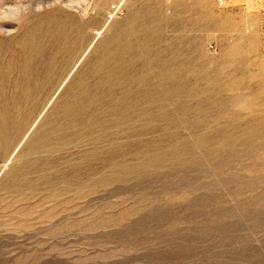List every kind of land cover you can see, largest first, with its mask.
I'll return each instance as SVG.
<instances>
[{"label":"rangeland","instance_id":"1","mask_svg":"<svg viewBox=\"0 0 264 264\" xmlns=\"http://www.w3.org/2000/svg\"><path fill=\"white\" fill-rule=\"evenodd\" d=\"M0 8V264H264V0Z\"/></svg>","mask_w":264,"mask_h":264},{"label":"bare ground","instance_id":"2","mask_svg":"<svg viewBox=\"0 0 264 264\" xmlns=\"http://www.w3.org/2000/svg\"><path fill=\"white\" fill-rule=\"evenodd\" d=\"M18 1H19V0H18ZM12 4H13V3H12ZM15 4H16V2H15ZM16 5H17V4H16ZM3 6H4V5H3ZM7 6H8V4H7ZM9 7H10V6H9ZM2 8H3V7H2ZM11 8H12V7H11ZM17 8H19V7H17ZM6 9H7V8H6ZM19 9H20V8H19ZM19 9H17V10H19ZM0 10H1V8H0ZM2 10H3V9H2ZM11 10H13V9H11ZM6 11H7V10H6ZM8 11H9V8H8ZM8 11H7V13H8ZM21 11H22V10H21ZM21 11H20V12H21ZM11 12H12V11H11ZM13 12H15V11H13ZM15 13H16V12H15ZM0 14H1V13H0ZM13 14H14V13H13ZM16 14H17V13H16ZM23 14H24V13H23ZM8 15H10V14H8ZM10 16H11V15H10ZM15 16H16V15H14V17H15ZM3 17H4V16H2V19H1V17H0V21H4L5 17H7V16H5L4 18H3ZM56 18H57V17H56ZM6 24H7V23H6ZM51 24H52V23H51ZM128 24H129V23H128ZM66 25H67V24H66ZM1 28H2V27H1ZM56 28H57V27H56ZM76 28H77V27H76ZM56 30H57V29H56ZM135 30H136V29H135ZM38 31L40 32V30H38ZM81 31H82V30H81ZM33 32H34V30H33ZM60 32H61V31H60ZM63 32H64V31H63ZM37 33H38V32H37ZM31 35H33V34H31ZM34 35H36V34H34ZM36 36H37V35H36ZM33 37H34V36H33ZM20 40H21V39H20ZM2 41H3V40H2ZM24 42H25V41H24ZM51 42H52V41H51ZM1 43H2V42H1ZM4 43H5V42H4ZM62 43H63V42H62ZM24 44H25V43H24ZM35 44H36V43H35ZM36 46H38V45H36ZM40 47H41V46H40ZM45 47H46V46H45ZM58 47H59V46H58ZM30 48H31V47H30ZM49 48H50V47H49ZM68 48H69V47H68ZM1 49H2V48H1ZM63 49H64V48H63ZM8 50H9V49H8ZM8 50H7V52H9ZM56 50H57V49H56ZM13 51H14V50H13ZM40 51H41V50H40ZM42 51H43V50H42ZM3 53H4V52H3ZM20 53H21V52H20ZM45 53H46V52H45ZM72 53H73V52H72ZM0 54H1V53H0ZM24 54H25V53H24ZM5 55H6V54H5ZM29 55H31V54H29ZM43 55H44V54H43ZM54 55H56V54H54ZM11 56H12V55H11ZM15 56H16V55H15ZM5 57H6V56H5ZM7 57H8V55H7ZM7 57H6V58H7ZM25 57H26V56H25ZM25 57H24V58H25ZM28 57L30 58V56H28ZM31 57H32V56H31ZM39 57H40V56H39ZM52 57H53V56H52ZM6 58H4V59H6ZM15 58H16V57H15ZM34 58H35V57H34ZM40 58H41V57H40ZM4 59H3V60H4ZM22 59H23V58H22ZM36 59H38L37 56H36ZM36 59H35V60H36ZM0 60H1V61H0V71H1V72H2V70H4L3 67H5L6 69H8V67H9L8 65H11V64H12V62H11V64L8 63V62H7L8 60H7L6 62L2 61V57H1V56H0ZM13 60H15V59L13 58ZM13 60H12V61H13ZM23 60H24V59H23ZM30 60H31V58H30ZM33 60H34V59H33ZM33 60H32V61H33ZM39 60H40V59H39ZM42 60H43V58H42ZM19 61H22V60H19ZM25 61H26V60H25ZM33 62H34V61H33ZM36 62H37V61H36ZM22 63H23V62H22ZM29 63H30V62H29ZM34 63H35V62H34ZM23 64H24V63H23ZM25 64H26V62H25ZM30 64H31V63H30ZM35 64H36V63H35ZM39 64H40V63L37 64V65H38V68L40 67ZM15 65H16V64H15ZM19 65H20V63H19ZM21 65H22V64H21ZM41 65H42V64H41ZM12 66H14V65H12ZM17 66H18V65H17ZM31 66L33 67L34 65L32 64ZM31 66H30V67H31ZM50 66H51V65H50ZM20 67H22V66H20ZM20 67L18 66L19 71H20V69H21ZM26 67H28V66H26ZM15 68H16V67H15ZM38 68H37V70H38ZM1 69H2V70H1ZM23 69H24V66H23ZM29 69H32V68H29ZM33 69H34V68H33ZM9 70H10V69H9ZM12 70L14 71V67H13ZM17 70H18V69H17ZM17 70H15V71L17 72ZM53 70H54V69H53ZM5 71H6V70H5ZM15 71H14L13 73H15ZM22 71H23V70H22ZM32 71H33V70H32ZM6 72H7V71H6ZM35 72H36V71H35ZM35 72H33V73H35ZM120 72H121V71H120ZM11 73H12V72H11ZM21 73H22V72H21ZM108 73H109V72H108ZM123 73H124V72H123ZM140 73H141V72H140ZM146 73H147V72H146ZM150 73H151V72H150ZM16 74H17V73H15V75H16ZM19 74H20V73H19ZM27 74H28V73H27ZM109 74H110V73H109ZM135 74H136V73H135ZM167 74H168V73H167ZM5 75H6V74H5ZM7 75H8V74H7ZM10 75H11V74H10ZM17 75H18V74H17ZM17 75H16V76H17ZM20 75H21V74H20ZM118 75H119V74H118ZM149 75H150V74H149ZM153 75H155V74H153ZM155 76H156V75H155ZM0 77H1V76H0ZM3 77H4V75H3ZM10 77H12V76H10ZM163 77H164V76H163ZM172 77H173V76H172ZM12 78H13V77H12ZM115 78H116V76H115ZM157 78H158V77H157ZM5 79H6V77H5ZM8 79H9V76H8ZM14 79H16L15 76H14V78H13V81H14ZM20 79H21V78H20ZM116 79H117V78H116ZM174 79H175V78H174ZM2 80H4V79H2ZM17 80H18V79H17ZM21 80H22V79H21ZM120 80H121V79H120ZM130 80H131V79H130ZM11 81H12V80H10V82H11ZM13 81H12V83H13ZM149 81H150V80H149ZM151 81H152V79H151ZM171 81H172V80H171ZM17 82H18V81H17ZM20 82H21V81H20ZM24 82H25V81H24ZM152 82H153V81H152ZM1 83H2V82H1ZM18 83H19V82H18ZM22 83H23V82H22ZM22 83H21V84H22ZM138 83H139V82H138ZM2 84H3V83H2ZM4 84H5V83H4ZM7 84H8V83H7ZM9 84H10V83H9ZM0 85H1V84H0ZM10 85H11V84H10ZM10 85H9V86H10ZM14 85H15V84H14ZM18 85H19V84H18ZM18 85H17V86H18ZM25 85H27V84H25ZM178 85H179V84H178ZM2 86H3V85H2ZM29 86H30V85H29ZM29 86H28V87H29ZM32 86H33V84H32ZM32 86H30L29 88L31 89ZM112 86H113V85H112ZM115 86H116V85H115ZM164 86H165V85H164ZM15 87H16V86H15ZM19 87H20V86H19ZM19 87H18V88H19ZM28 87H27V89H29ZM37 87H38V86H37ZM152 87H153V86H152ZM166 87H167V86H166ZM4 88H5V87H4ZM11 88H12V87H11ZM11 88H10V90H13V89H11ZM18 88H17V89H18ZM22 88H24V87H22ZM25 88H26V87H25ZM25 88H24V89H25ZM0 89L2 90V88H0ZM36 89H37V88H36ZM8 90H9V89H8ZM18 90H19V89H18ZM25 90H26V89H25ZM31 90H35V87H34V89L32 88ZM3 91H4V89H3ZM5 91H6V90H5ZM28 91H29V90H28ZM1 92H2V91H1ZM10 92H11V91H10ZM12 92H13V91H12ZM16 92H17V91H16ZM29 92H30V91H29ZM29 92H28V93H29ZM34 92H35V91H34ZM34 92H32V93H34ZM4 93H7V92H4ZM4 93H3V94H4ZM17 93H18V92H17ZM32 93L30 92L31 95H32ZM145 93H146V92H145ZM3 94L0 93V96L3 95ZM7 94H8V93H7ZM10 94H11V93H10ZM22 94H24V92H23ZM26 94H27V93H26ZM12 95H13V94H12ZM17 95H18V94H17ZM137 95H138V94H137ZM5 96H6V95H5ZM5 96H4V98H6ZM18 96H19V95H18ZM18 96L15 95L16 99H17ZM27 96H28V95H27ZM32 96H33V95H32ZM7 97H8V96H7ZM12 97H13V96H12ZM24 97L26 98V96H24ZM24 97H23V98H24ZM28 97H29V96H28ZM144 97H145V96H144ZM8 98H10V97H8ZM19 98H21V97H18V99H19ZM25 98H24V99H25ZM30 98H31V97H30ZM127 98H128V97H127ZM149 98H150V96H149ZM1 99H2V98H1ZM11 99H12V98H11ZM11 99H10V100H11ZM14 99H15V98H14ZM28 99H29V98H28ZM28 99H27V100H28ZM32 99H33V98H32ZM76 99H77V98H76ZM158 99H159V98H158ZM183 99H184V98H183ZM10 100L8 99L7 101H10ZM169 100H170V99H169ZM12 101H13V100H12ZM21 101H22V100H21ZM101 101H102V100H101ZM132 101H133V100H132ZM140 101H141V100H140ZM15 102H16V101H15ZM32 102H33V101H32ZM144 102H145V101H144ZM4 103H5V102H4ZM7 103H8V102H7ZM9 103L11 104V101H10ZM12 103H13V102H12ZM132 103H133V102H132ZM162 103H163V102H162ZM182 103H183V102H182ZM17 104H18V102H17ZM86 104H87V103H86ZM115 104H116V103H115ZM127 104H128V103H127ZM92 105H93V104H92ZM154 105H155V104H154ZM6 106H7V105H6ZM6 106H5V108L7 109ZM12 106H14V105L12 104ZM0 107H4V105H3V106H0ZM94 108H95V107H94ZM150 108H151V107H150ZM123 110H124V109H123ZM166 110H167V109H166ZM7 111H8V109H7ZM7 111H6V112H7ZM9 111H10V110H9ZM121 111H122V110H121ZM4 113H5V111H4ZM8 113H9V112H8ZM11 113H12V112H11ZM19 113H20V112H19ZM123 113H124V112H123ZM126 113H127V112H126ZM8 115H11V114H8ZM24 115H25V114H24ZM121 115H122V114H121ZM136 115H137V114H136ZM5 116H6V115H5ZM130 116H131V115H130ZM162 116H163V115H162ZM3 117H4V116H3ZM9 117H10V116H9ZM120 117H121V116H120ZM7 118H8V117H7ZM12 118H13V117H12ZM8 119H9V118H8ZM113 121H114V119H113ZM119 121H120V120H119ZM118 123H119V122H118ZM120 123H121V122H120ZM112 125H113V124H112ZM121 125H122V124H121ZM122 126H123V125H122ZM115 131H116V130H115ZM5 147H6V146H5ZM7 147H8V146H7Z\"/></svg>","mask_w":264,"mask_h":264},{"label":"built area","instance_id":"3","mask_svg":"<svg viewBox=\"0 0 264 264\" xmlns=\"http://www.w3.org/2000/svg\"><path fill=\"white\" fill-rule=\"evenodd\" d=\"M221 1V0H220ZM109 17H112V15H110Z\"/></svg>","mask_w":264,"mask_h":264}]
</instances>
